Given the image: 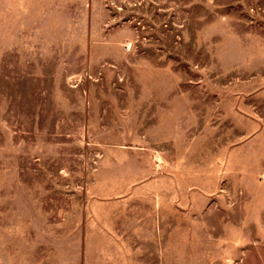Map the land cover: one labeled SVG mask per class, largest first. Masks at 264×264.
<instances>
[{
    "label": "rangeland",
    "instance_id": "obj_1",
    "mask_svg": "<svg viewBox=\"0 0 264 264\" xmlns=\"http://www.w3.org/2000/svg\"><path fill=\"white\" fill-rule=\"evenodd\" d=\"M0 264H264V0H0Z\"/></svg>",
    "mask_w": 264,
    "mask_h": 264
}]
</instances>
